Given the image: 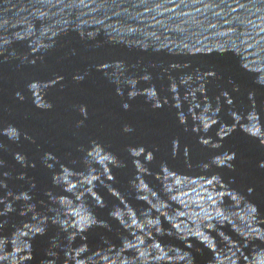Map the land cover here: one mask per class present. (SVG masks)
Instances as JSON below:
<instances>
[{
  "label": "water",
  "instance_id": "water-1",
  "mask_svg": "<svg viewBox=\"0 0 264 264\" xmlns=\"http://www.w3.org/2000/svg\"><path fill=\"white\" fill-rule=\"evenodd\" d=\"M0 264H264V0H0Z\"/></svg>",
  "mask_w": 264,
  "mask_h": 264
}]
</instances>
